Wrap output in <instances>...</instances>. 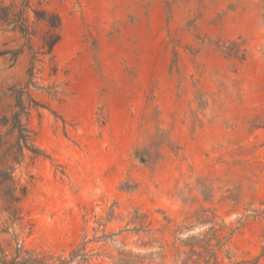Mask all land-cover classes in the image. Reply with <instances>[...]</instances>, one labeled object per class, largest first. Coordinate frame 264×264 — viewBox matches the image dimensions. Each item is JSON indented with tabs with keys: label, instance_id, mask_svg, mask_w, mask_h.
<instances>
[{
	"label": "rangeland",
	"instance_id": "obj_1",
	"mask_svg": "<svg viewBox=\"0 0 264 264\" xmlns=\"http://www.w3.org/2000/svg\"><path fill=\"white\" fill-rule=\"evenodd\" d=\"M0 264H264V0H0Z\"/></svg>",
	"mask_w": 264,
	"mask_h": 264
},
{
	"label": "trees",
	"instance_id": "obj_2",
	"mask_svg": "<svg viewBox=\"0 0 264 264\" xmlns=\"http://www.w3.org/2000/svg\"><path fill=\"white\" fill-rule=\"evenodd\" d=\"M42 15H39L40 18H43L46 20L51 28H54L53 31L49 32L45 39V44L48 46V51H50L53 47V45L59 40V33L55 30L58 28L60 22L57 15L53 14L50 16V18H47V13L43 12Z\"/></svg>",
	"mask_w": 264,
	"mask_h": 264
}]
</instances>
